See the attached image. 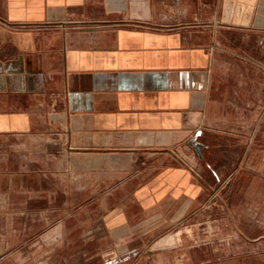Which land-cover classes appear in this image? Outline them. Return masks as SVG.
Segmentation results:
<instances>
[{
	"label": "crops",
	"instance_id": "obj_1",
	"mask_svg": "<svg viewBox=\"0 0 264 264\" xmlns=\"http://www.w3.org/2000/svg\"><path fill=\"white\" fill-rule=\"evenodd\" d=\"M258 37L264 0H0V158L67 155L139 204L163 171H221L246 73L233 60Z\"/></svg>",
	"mask_w": 264,
	"mask_h": 264
},
{
	"label": "rangeland",
	"instance_id": "obj_2",
	"mask_svg": "<svg viewBox=\"0 0 264 264\" xmlns=\"http://www.w3.org/2000/svg\"><path fill=\"white\" fill-rule=\"evenodd\" d=\"M240 48L238 138L221 171H163L139 204L134 187H97L105 174L73 171L67 155L28 168L1 157L0 264H264V38Z\"/></svg>",
	"mask_w": 264,
	"mask_h": 264
}]
</instances>
